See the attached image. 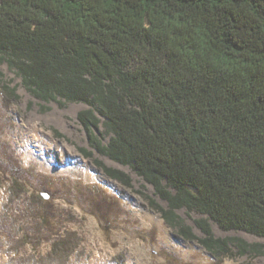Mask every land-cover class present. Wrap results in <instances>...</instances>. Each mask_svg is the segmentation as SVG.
<instances>
[{"label": "trees", "instance_id": "1", "mask_svg": "<svg viewBox=\"0 0 264 264\" xmlns=\"http://www.w3.org/2000/svg\"><path fill=\"white\" fill-rule=\"evenodd\" d=\"M2 62L33 97L86 104L89 145L149 184L182 238L218 261L264 254L210 223L264 237V0H0Z\"/></svg>", "mask_w": 264, "mask_h": 264}, {"label": "rangeland", "instance_id": "2", "mask_svg": "<svg viewBox=\"0 0 264 264\" xmlns=\"http://www.w3.org/2000/svg\"><path fill=\"white\" fill-rule=\"evenodd\" d=\"M0 73V264H264V254L234 247L218 261L182 238L150 206L145 195L165 206L152 187L89 145L76 117L86 104L44 102L4 62ZM94 160L127 173L130 186L105 175ZM176 212L202 235L193 222L198 213ZM210 223L216 237L264 244V237Z\"/></svg>", "mask_w": 264, "mask_h": 264}, {"label": "water", "instance_id": "3", "mask_svg": "<svg viewBox=\"0 0 264 264\" xmlns=\"http://www.w3.org/2000/svg\"><path fill=\"white\" fill-rule=\"evenodd\" d=\"M44 197L46 198V195L44 194Z\"/></svg>", "mask_w": 264, "mask_h": 264}]
</instances>
